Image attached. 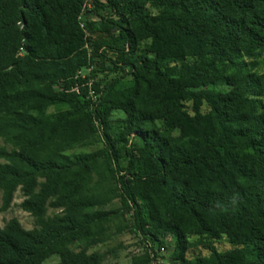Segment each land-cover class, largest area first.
Returning <instances> with one entry per match:
<instances>
[{
  "label": "trees",
  "instance_id": "16d2710c",
  "mask_svg": "<svg viewBox=\"0 0 264 264\" xmlns=\"http://www.w3.org/2000/svg\"><path fill=\"white\" fill-rule=\"evenodd\" d=\"M263 61L264 0H0V264H264Z\"/></svg>",
  "mask_w": 264,
  "mask_h": 264
},
{
  "label": "rangeland",
  "instance_id": "374dc122",
  "mask_svg": "<svg viewBox=\"0 0 264 264\" xmlns=\"http://www.w3.org/2000/svg\"><path fill=\"white\" fill-rule=\"evenodd\" d=\"M258 70L259 72L264 71V61L259 66ZM115 116L118 117L119 114H115ZM0 145H2L1 142ZM94 149H95L94 147L84 148V149H77L73 152H90ZM21 200L22 199L20 193L16 192L11 207L5 212L0 211V227H3L7 221L14 218L20 223V225L24 229L26 230L32 229L33 219L30 217L29 214L23 212L18 208V204L21 202ZM0 204H1V200H0ZM117 205L118 203L117 201H115L113 203V206H117ZM215 247L218 251H224L229 249V245L225 241L217 243ZM94 250L99 253L105 254V259L103 264H130L132 258L137 256L141 251L140 248L138 247L136 238L127 233H122L120 235L115 236L107 244L98 246ZM197 254L206 255L207 252L201 248H194V249H190L186 255L187 257L190 258ZM57 262H58L57 257H52L46 260L43 264H57Z\"/></svg>",
  "mask_w": 264,
  "mask_h": 264
},
{
  "label": "built area",
  "instance_id": "2783aa9c",
  "mask_svg": "<svg viewBox=\"0 0 264 264\" xmlns=\"http://www.w3.org/2000/svg\"><path fill=\"white\" fill-rule=\"evenodd\" d=\"M145 245L152 259L151 264H167L163 258L155 257L156 254L162 255L165 252L163 247H158V245L151 246L148 242Z\"/></svg>",
  "mask_w": 264,
  "mask_h": 264
}]
</instances>
